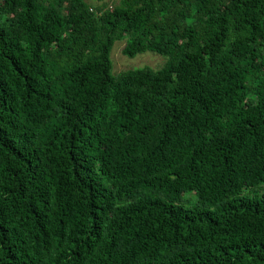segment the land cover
<instances>
[{"label":"trees","instance_id":"16d2710c","mask_svg":"<svg viewBox=\"0 0 264 264\" xmlns=\"http://www.w3.org/2000/svg\"><path fill=\"white\" fill-rule=\"evenodd\" d=\"M94 1L0 0V264H264V0Z\"/></svg>","mask_w":264,"mask_h":264},{"label":"rangeland","instance_id":"374dc122","mask_svg":"<svg viewBox=\"0 0 264 264\" xmlns=\"http://www.w3.org/2000/svg\"><path fill=\"white\" fill-rule=\"evenodd\" d=\"M84 1L91 7L96 5V2L94 0H84ZM105 2L108 6H111L115 2V0H105ZM124 43L125 40L115 42L111 49L110 62L112 67V71H111L112 75H117L118 73L126 70L142 68V67H148L150 69L156 70L163 65L165 58L149 52L136 55L134 58L131 59L122 56L121 50L123 48ZM183 201H187V202H183V206L188 208L195 203V197L193 195L186 194L184 195Z\"/></svg>","mask_w":264,"mask_h":264}]
</instances>
